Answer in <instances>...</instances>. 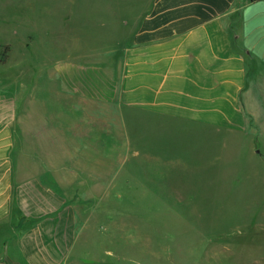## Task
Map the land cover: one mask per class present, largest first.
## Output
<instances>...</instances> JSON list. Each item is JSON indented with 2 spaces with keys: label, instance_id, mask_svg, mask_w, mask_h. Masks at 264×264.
Wrapping results in <instances>:
<instances>
[{
  "label": "rangeland",
  "instance_id": "374dc122",
  "mask_svg": "<svg viewBox=\"0 0 264 264\" xmlns=\"http://www.w3.org/2000/svg\"><path fill=\"white\" fill-rule=\"evenodd\" d=\"M90 11V0H0V54L10 50L0 80L33 93L38 103L24 109H43L58 67L104 65L109 56L89 54L99 43L90 22H74ZM70 96L80 127L67 119L64 145L23 152L64 201L73 226L65 264H264V117L247 120L246 133L203 135L139 117L119 95Z\"/></svg>",
  "mask_w": 264,
  "mask_h": 264
},
{
  "label": "crops",
  "instance_id": "0c3cea01",
  "mask_svg": "<svg viewBox=\"0 0 264 264\" xmlns=\"http://www.w3.org/2000/svg\"><path fill=\"white\" fill-rule=\"evenodd\" d=\"M90 10L74 22H90L99 43L89 54L109 56L104 65L55 69L42 110L24 109L38 101L33 93L25 99L0 80V264H65L71 251L64 201L23 153L64 145L67 119L80 127L81 113L65 107L71 94L119 95L139 117L203 135L246 133L247 120L264 117V0H90Z\"/></svg>",
  "mask_w": 264,
  "mask_h": 264
},
{
  "label": "trees",
  "instance_id": "16d2710c",
  "mask_svg": "<svg viewBox=\"0 0 264 264\" xmlns=\"http://www.w3.org/2000/svg\"><path fill=\"white\" fill-rule=\"evenodd\" d=\"M257 1L259 0H252V2H257ZM9 53H10L9 47H7L6 50H3V53L0 54V64H3L8 60Z\"/></svg>",
  "mask_w": 264,
  "mask_h": 264
}]
</instances>
